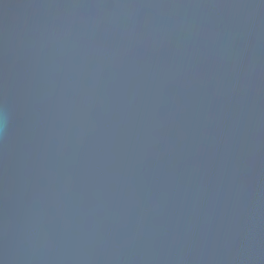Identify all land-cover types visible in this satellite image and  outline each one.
<instances>
[{"label":"water","instance_id":"1","mask_svg":"<svg viewBox=\"0 0 264 264\" xmlns=\"http://www.w3.org/2000/svg\"><path fill=\"white\" fill-rule=\"evenodd\" d=\"M0 264H264V0H0Z\"/></svg>","mask_w":264,"mask_h":264}]
</instances>
